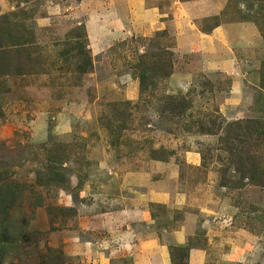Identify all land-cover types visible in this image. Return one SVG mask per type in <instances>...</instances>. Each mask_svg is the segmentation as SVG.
<instances>
[{
    "label": "rangeland",
    "instance_id": "obj_1",
    "mask_svg": "<svg viewBox=\"0 0 264 264\" xmlns=\"http://www.w3.org/2000/svg\"><path fill=\"white\" fill-rule=\"evenodd\" d=\"M8 32L0 264H264V0H0Z\"/></svg>",
    "mask_w": 264,
    "mask_h": 264
},
{
    "label": "trees",
    "instance_id": "obj_2",
    "mask_svg": "<svg viewBox=\"0 0 264 264\" xmlns=\"http://www.w3.org/2000/svg\"><path fill=\"white\" fill-rule=\"evenodd\" d=\"M12 37H14V35H12V33L11 32H8V33H2V34H0V50L2 49V48H4V50H7L8 49V47L10 46V45H13L11 42H10V38H12ZM15 38V37H14ZM14 38H12V42L15 40ZM5 42V43H4ZM5 46V47H4ZM139 78H140V84H141V86H144L145 84H146V82H147V80L148 79H150V74L147 72V71H143V72H141L140 73V75H139ZM5 187H9L7 184H2V185H0V191H1V189L2 188H5ZM10 193V192H9ZM13 194V193H12ZM11 199H13V201L15 200V196H11V195H8L7 196V198L8 199H6V201H8V202H12L11 200H10V198ZM3 200V199H2ZM0 200V203H4L5 201L3 200ZM2 223H4L5 222V218H3L2 220ZM2 232L4 233V231L2 230ZM178 248V247H177ZM191 247H189L187 250H186V256H188L189 257V249H190ZM6 250V247H4L3 245H0V257H1V255H2V253L4 252ZM179 250H183V249H179ZM188 252V253H187ZM174 256L176 257V256H178V254L176 255V253L174 254ZM181 263H182V261H181Z\"/></svg>",
    "mask_w": 264,
    "mask_h": 264
},
{
    "label": "crops",
    "instance_id": "obj_3",
    "mask_svg": "<svg viewBox=\"0 0 264 264\" xmlns=\"http://www.w3.org/2000/svg\"><path fill=\"white\" fill-rule=\"evenodd\" d=\"M191 258H193L194 256H197L199 254L200 251H198V249H192L191 250ZM200 254H204L203 252H201ZM192 264V261H191Z\"/></svg>",
    "mask_w": 264,
    "mask_h": 264
}]
</instances>
